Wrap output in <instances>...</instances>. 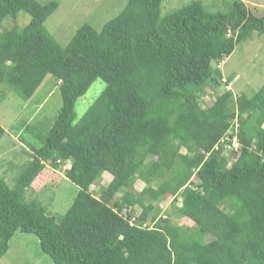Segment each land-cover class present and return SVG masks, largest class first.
Returning <instances> with one entry per match:
<instances>
[{"label":"trees","instance_id":"obj_1","mask_svg":"<svg viewBox=\"0 0 264 264\" xmlns=\"http://www.w3.org/2000/svg\"><path fill=\"white\" fill-rule=\"evenodd\" d=\"M203 1L161 17L163 0H126L100 30L84 23L61 47L44 28L57 3L0 0V101L11 89L30 99L47 76L62 99L14 186L0 177V261L19 232L36 237L52 264H264V84L235 96L225 89L234 76L224 81L217 67L264 35V16L241 0L214 13ZM98 79L105 88L77 121L75 102ZM66 162L63 176L78 191L52 216L27 191ZM104 173L111 180L95 197ZM136 180L145 184L139 195ZM165 195L193 227L145 204Z\"/></svg>","mask_w":264,"mask_h":264},{"label":"rangeland","instance_id":"obj_2","mask_svg":"<svg viewBox=\"0 0 264 264\" xmlns=\"http://www.w3.org/2000/svg\"><path fill=\"white\" fill-rule=\"evenodd\" d=\"M52 1L57 3V8L45 21L44 28L61 47L67 45L75 30L82 24L86 23L95 30H100L106 22L116 17L126 4V0H38L42 5ZM190 1L163 0L160 9L161 17L185 6ZM249 1L255 4L264 2V0ZM230 3V0L203 1L206 11L212 13L225 11ZM250 6L248 4V9L251 10ZM254 12V15L264 16V9L258 8ZM28 21L29 16L25 14H21L18 18L19 25H24ZM3 25L9 28L12 23L6 21ZM217 67L224 81L229 76H234L233 81L227 84L225 89L235 96L251 97L264 84V35L253 33L250 38L236 45L232 54ZM104 88L105 83L98 79L92 83L83 96L77 99L74 106L77 121L82 118ZM15 92L13 89L5 90L4 97L0 101V126L5 130V135L0 141V177L10 187L14 186L24 163L30 159V156L26 154L31 153L29 148L32 146L39 148L43 145V139L46 138L62 106L59 90L51 76H47L34 95L26 101ZM200 103L202 107L209 105L208 91H206V96L201 98ZM16 135L20 137L21 145L15 142ZM181 152L185 151L181 150ZM68 168L69 162L63 163L57 169L46 167L45 172L38 177L36 186L27 191L26 197L29 199L36 197L40 200L46 206L49 215L64 214L78 191V188L63 176ZM110 180L111 175L104 173L92 184L91 193L98 197L101 188L106 187ZM157 184L154 182L153 188H156ZM144 187L143 182L135 181L136 194L139 195ZM119 196L120 194L116 195V198ZM147 200L149 199L146 198V205L151 204L154 209H159V217L169 216L171 221L177 225L193 227L190 220L178 219L175 216V209L180 206L179 200L174 204L173 198L169 195H165L159 204ZM133 211L136 216H139L142 210L137 207ZM152 214L153 211L150 216ZM145 226H152V224L147 222ZM204 240L209 241L210 237H205ZM0 264H52V262L49 256L41 252L36 237L16 232Z\"/></svg>","mask_w":264,"mask_h":264},{"label":"crops","instance_id":"obj_3","mask_svg":"<svg viewBox=\"0 0 264 264\" xmlns=\"http://www.w3.org/2000/svg\"><path fill=\"white\" fill-rule=\"evenodd\" d=\"M243 3H244V5L246 6V8H248V4H250L251 6V8H256V10L258 9V8H260V9H264V2L262 3V4H255V3H253V2H251V1H249V0H241ZM262 6V7H259V6ZM250 9V8H249ZM1 262V261H0Z\"/></svg>","mask_w":264,"mask_h":264},{"label":"built area","instance_id":"obj_4","mask_svg":"<svg viewBox=\"0 0 264 264\" xmlns=\"http://www.w3.org/2000/svg\"><path fill=\"white\" fill-rule=\"evenodd\" d=\"M235 126H236L235 128H237L238 126L236 122H235ZM237 146L238 144H237L236 138H233V147L236 148Z\"/></svg>","mask_w":264,"mask_h":264}]
</instances>
